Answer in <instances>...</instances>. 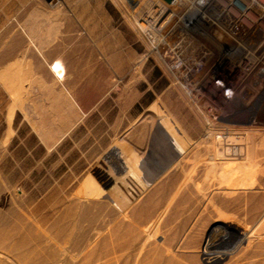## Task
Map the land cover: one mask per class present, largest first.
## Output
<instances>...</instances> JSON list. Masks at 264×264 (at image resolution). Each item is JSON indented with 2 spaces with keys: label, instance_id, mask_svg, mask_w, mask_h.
I'll return each mask as SVG.
<instances>
[{
  "label": "rangeland",
  "instance_id": "rangeland-1",
  "mask_svg": "<svg viewBox=\"0 0 264 264\" xmlns=\"http://www.w3.org/2000/svg\"><path fill=\"white\" fill-rule=\"evenodd\" d=\"M47 1L0 0V45L3 43L0 46V69L8 62L14 72L19 70L17 65L21 63L24 69L37 73L20 76L15 70L12 77L0 78V219L8 221L4 230H9L12 222L19 221L20 225L39 226L44 244L49 243L59 252L54 264L81 262L84 254L81 249L73 248V241L59 235L60 227L67 233L82 230L90 238L88 240L87 237L85 243L89 247L87 249L94 253L97 251L93 258H100L93 259L90 264H103L105 261L109 264H165L170 261V264L172 261L176 264H210L202 257L203 247L200 246L203 239L217 237L213 233L218 229L216 207L223 198L214 193L219 165L212 173L208 171L206 174L209 164L219 162L213 151L215 138L212 136L237 132L236 135L245 138L249 132H255L256 141L263 145L264 95L229 98L221 93L220 86L212 82L200 83L202 92L191 95L177 73L167 67L164 58L152 52L150 31L143 30L139 24H132L125 2L121 3L122 11L113 0H60L63 10L50 13L56 7L49 6ZM155 1L157 3V0H140L141 9L137 14H151ZM32 14L38 18L37 21L40 20L37 29L29 27L30 23L26 24ZM31 37L39 50L33 45L28 47ZM16 46H21L16 51L18 53H7ZM54 46H59L66 60L67 73L61 82L51 75L46 63L54 56ZM160 119L169 122L172 129L169 135H179L178 148L181 150L176 151V146L169 143V136L164 138L163 144L156 143L154 134L162 122ZM254 119L257 121L253 123ZM257 127L259 130L255 131ZM155 147L161 152L153 151ZM126 150L144 158L147 163L139 167L137 173L152 165L156 167L165 160V156L176 153L175 159L159 171L156 179H161L158 181L162 185L155 179L154 186L125 212L128 217L132 215L131 220L115 204L121 195L119 191L122 193L127 183L119 186L113 198L109 185L107 189L103 187L104 178L118 174L119 159ZM243 160H240L242 166L240 161L233 163V166L238 165L236 179L239 190L228 197L234 200L227 214L229 218L233 216L229 220L237 227L251 224V215L247 213L249 205L253 202L264 204V184L259 186L256 181L252 185L247 183L248 176L251 173L256 175V172L244 166L251 161ZM208 189L213 194V201L206 205L201 199ZM172 204H176L175 208ZM81 207H89L88 215L83 219H79ZM177 207L179 211L176 213ZM77 221L80 222L78 226L74 224ZM132 230H135L134 238ZM122 237H127V240L132 237L133 246L122 249ZM113 248L115 251L118 249L116 253L111 250ZM0 249V259L4 257V264H18L12 255L8 254L10 258L5 256V249ZM107 249L112 254L108 252L109 255L103 256ZM259 257L264 258V255ZM240 259L241 256L233 255L219 264H248L250 259L259 258Z\"/></svg>",
  "mask_w": 264,
  "mask_h": 264
},
{
  "label": "bare ground",
  "instance_id": "bare-ground-1",
  "mask_svg": "<svg viewBox=\"0 0 264 264\" xmlns=\"http://www.w3.org/2000/svg\"><path fill=\"white\" fill-rule=\"evenodd\" d=\"M114 3L119 7L121 8V3L125 2L127 3V11H128V15L131 17L132 19V24H139V27L142 28L143 30H150L151 29V22H150V14H147L146 12L143 13L141 16L138 15L137 13L140 11L141 9V5H140V0H113ZM48 5L52 6L54 5L56 8L54 11H49L48 9H46V11L48 10L50 13H57V12H60L62 9V4H61V1L60 0H49L47 1ZM156 4V1L155 3ZM66 5V4H65ZM143 5V4H142ZM48 6V7H49ZM146 7V6H145ZM144 7V8H145ZM149 7V5L147 6ZM123 8V6H122ZM121 8V9H122ZM143 8V7H142ZM143 8V9H144ZM150 8V7H149ZM52 9V8H51ZM66 10V9H65ZM68 10V9H67ZM148 10V9H147ZM34 11V10H33ZM123 11V9H122ZM152 10H150L149 13H151ZM67 12V11H66ZM54 13V14H55ZM142 13V12H141ZM137 14V16H136ZM140 14V13H139ZM38 16V15H37ZM31 18H29V20L26 21V24L27 23H30L31 26L29 27H32V28H36L37 29V26L40 24L39 21H37V19H35V16L32 14L30 15ZM59 17V16H58ZM73 19V18H72ZM71 24V23H70ZM13 25V24H11ZM68 25V24H67ZM27 26V25H26ZM25 26V27H26ZM70 26V25H68ZM72 26V25H71ZM10 27V26H9ZM52 27V25H51ZM28 28V27H27ZM54 28V27H53ZM15 29V28H14ZM52 29V28H51ZM6 30V29H5ZM35 29H33L34 31ZM75 30V29H74ZM9 31V30H8ZM32 30H30L31 32ZM57 31V30H56ZM13 32V31H12ZM29 32V33H30ZM137 32V31H136ZM34 33V32H33ZM13 34V33H12ZM27 34V32H26ZM31 34V33H30ZM80 34V33H79ZM10 35V34H8ZM32 36V34H31ZM1 37V36H0ZM12 37V36H11ZM148 37V36H146ZM143 38V37H142ZM9 39V37L6 39V41ZM20 39V38H19ZM18 40V39H17ZM6 41H4V43H6ZM15 41V40H14ZM2 42V41H0ZM151 42V41H150ZM21 43V42H20ZM78 43V42H77ZM13 45L15 44L14 42L12 43ZM11 44V45H12ZM80 44V43H78ZM3 45V43H2ZM0 45V46H2ZM34 46L36 49L39 50V47L38 45L35 43L33 37H31V39H29V42H28V47L30 46ZM4 47V46H3ZM2 47V48H3ZM8 48V46H6ZM17 47V46H16ZM19 47V46H18ZM13 48L11 47L7 52L8 54H15V53H18L16 52L19 48ZM27 46H25L26 48ZM24 48V47H23ZM5 50V49H4ZM20 50H22L21 52H23V49L21 48ZM53 50L55 51L54 52V56H52V58H50L49 60H47V66H48V71L51 73V75H53L55 77V79L59 82L63 81L65 79V76H66V73H67V70H66V60H65V56H64V53L61 52V49L59 48V46H54L53 47ZM67 50V49H66ZM20 52V51H19ZM42 54V53H41ZM18 56V55H17ZM26 56V55H25ZM4 57V56H3ZM1 57V58H3ZM26 58V57H25ZM22 59V58H21ZM20 59V60H21ZM1 60V59H0ZM12 61V60H11ZM18 61V60H17ZM23 61V60H22ZM26 61V60H25ZM1 62V61H0ZM3 62V61H2ZM6 63V61H5ZM10 63V61H9ZM18 63V62H17ZM17 65V64H16ZM4 66V65H3ZM12 66V64H11ZM19 67V70H16L17 71V74L20 75V76H26V74H29L31 73L32 76L34 75H37L36 72H32V71H28L26 69H24L21 65V63H18L17 65ZM25 66V64L23 65ZM17 67V69H18ZM14 70V72H15ZM44 70V69H43ZM46 70V69H45ZM11 68H10V64L8 65V62L7 64H5V66L0 69V78H6V77H12L13 74H15ZM78 72V71H76ZM47 75V74H46ZM30 76V75H29ZM18 77V76H17ZM35 78V77H34ZM9 80V79H8ZM7 80V81H8ZM41 81V80H40ZM254 95V94H253ZM257 96V95H255ZM254 108V107H253ZM251 113V111H250ZM254 114V112H253ZM256 114V112H255ZM254 114V115H255ZM259 115V114H258ZM53 116V115H52ZM262 116V115H261ZM27 117V116H26ZM260 117V116H259ZM162 119V118H161ZM160 119V122L162 121ZM166 119V118H165ZM172 119V118H171ZM51 120V119H50ZM174 120V119H172ZM166 121V120H165ZM165 121H162L160 124H158V127H157V131L156 133L154 134V140H156V143H159V144H163L164 143V138L168 136L170 137V141L169 143L171 145H175L176 146V151H179L180 148H178V144H179V135H177L176 133H173V134H170L172 129L171 127L169 126V122L166 123ZM257 121L254 119L253 123ZM152 122V121H151ZM173 122V121H172ZM176 122V121H174ZM259 123V122H256V124ZM152 124V123H151ZM253 125V124H251ZM206 126V125H205ZM209 126V125H208ZM246 126V125H245ZM257 126V125H256ZM259 126V125H258ZM244 127V126H242ZM249 127V126H248ZM179 128V127H178ZM239 128V127H238ZM246 128V127H244ZM252 128V127H251ZM258 128V127H257ZM208 129V128H207ZM224 129H227L226 127ZM236 129V128H235ZM156 130V129H155ZM182 131V129H180ZM231 130V128H230ZM239 130H241L239 128ZM245 130V129H244ZM249 130V129H248ZM256 130H259L258 129H255ZM263 130V129H262ZM252 131V130H250ZM225 132V131H224ZM241 132V131H240ZM238 132V133H240ZM249 132V131H248ZM183 133V132H182ZM220 133V131H219ZM243 133V132H241ZM247 133V132H246ZM264 133V131H263ZM184 134V133H183ZM237 134V132H236ZM235 133L231 134V133H228V135H225V134H221L219 136H212L215 138V140L213 141V151H214V154L217 156L216 158L219 160V162H213L211 164L209 163H204V164H209L208 167H206V174H208V171H214L217 166L219 165V172H218V180L217 183H216V186H215V189L216 191L214 192L215 194L217 195H220L222 196L223 198H221L218 202V208L216 207L217 209V224H218V231L217 230H214L216 232H213V233H216L217 234V237L214 238V237H208V238H205L203 239V241L201 242V248L203 247V249L201 250L202 253V257L205 259L206 262L210 263V264H219L220 262H222L224 259H226L227 257H232L233 255H238V257H242V260L243 261L244 259H248V258H253V257H258L259 259L258 260H254V261H251L252 259H250L249 263L248 264H264V258H261L259 256H263L264 255V204L263 202L262 203H252L251 205H249V209L250 211L246 212L249 213L251 215V224L248 225L247 227H237L235 225H233L231 223V221L229 220L230 218L228 217V214L229 211L231 210V203L232 201L234 200H231V198H228V197H231L232 195H234L235 193L237 194V191L239 190V184H238V181L236 179V175H237V166H233V163L235 162H239L240 160H243V159H246V160H249L248 162L251 163L250 164H247L245 165L244 163V166L246 169L252 171V172H256V175H253V173H251V175L248 176V181L247 183L249 182L250 185L254 184L255 181L259 184V186L263 185L264 184V142H263V145L258 141H256L255 139V132H249L247 134V137L245 138H242V136H238L236 135ZM262 134V133H260ZM49 135V134H48ZM206 135V134H205ZM212 135V134H210ZM217 135V134H216ZM264 135V134H263ZM200 136V134H199ZM257 136V135H256ZM185 137V136H184ZM45 138V137H43ZM167 138H166V141H167ZM192 138V137H191ZM195 138V137H194ZM213 138V139H214ZM258 138V136H257ZM261 138V137H260ZM259 139V138H258ZM151 140V139H150ZM159 140H161L159 142ZM263 140V139H262ZM190 142V141H189ZM168 143V141H167ZM188 143V142H187ZM194 144V143H193ZM157 146V145H156ZM161 147V146H160ZM210 147V146H209ZM122 149V148H121ZM168 150V149H167ZM181 150V149H180ZM183 150V149H182ZM132 151V150H131ZM155 152L157 153H160V149L158 148H154ZM152 151V152H153ZM175 151V152H176ZM196 151V150H195ZM151 152V153H152ZM185 152V151H184ZM176 153H173V154H170V155H167V156H163L165 158V160L163 162H159L160 164H158V160L156 161L158 165H156L154 163V165H156V167H152L150 166L146 171L144 172H140V173H137L136 171L138 169H140L139 167L143 166V165H146V161L144 158H138L137 156L134 155V153L132 152H127V150L125 152L122 153V155L120 156V159H119V172L117 175H114L110 178H104V188L107 189V185H109V188H110V192L112 194V198L114 197L115 193L117 192L119 186L122 184V185H127L125 186V189L123 190V192L121 193V191H119V194H121L118 198H117V201H116V206L118 208V210L122 213H125L127 212V210H129V208L131 207V205L133 206L134 203H136L135 201H137L138 198L142 197L143 195H145V193H147L149 191V188H151V186L153 187L155 184L154 180L157 178V176H159V171H161L162 168H164V166H167V164L169 163L170 160H172L176 155ZM179 154V153H177ZM195 154V153H193ZM153 155V154H151ZM199 155V154H198ZM162 157V158H163ZM203 157V156H202ZM146 160L147 157H145ZM153 158V157H151ZM161 159V158H160ZM175 159V158H174ZM201 160V159H200ZM177 161V160H176ZM244 161V160H243ZM181 162V161H179ZM189 162V161H188ZM199 162V161H198ZM241 162V161H240ZM245 162V161H244ZM174 163V162H173ZM191 163V162H190ZM203 163V162H201ZM181 164V163H180ZM238 164V163H237ZM169 165V164H168ZM172 164H170L171 166ZM177 165V164H176ZM187 165V162L186 164ZM199 165V164H198ZM240 166H242V162L239 163ZM149 166V165H148ZM173 167L175 166L172 165ZM191 166V165H189ZM196 166V165H195ZM243 166V167H244ZM147 167V166H146ZM169 167V166H168ZM204 167V166H202ZM205 168V167H204ZM156 169V170H155ZM167 169V167L165 168ZM170 169V168H169ZM179 169V168H178ZM192 169H194L192 167ZM200 169V168H199ZM244 169V168H243ZM168 170V169H167ZM171 170V169H170ZM191 170V169H190ZM169 171V170H168ZM180 171V169H179ZM182 171V169H181ZM193 171V170H192ZM249 171V172H250ZM166 172V171H165ZM171 172V171H170ZM169 172V173H170ZM168 173V172H167ZM173 173V172H172ZM183 173V172H182ZM197 173V172H196ZM203 173V172H202ZM212 173V172H211ZM210 173V174H211ZM194 174V173H193ZM192 174V176H193ZM217 175V173H215ZM239 174V173H238ZM243 174V173H242ZM165 176L167 175L166 173L164 174ZM185 176L188 175V174H184ZM246 175V174H245ZM184 176V177H185ZM101 177V176H100ZM162 177V176H161ZM191 177V175H190ZM160 178V177H159ZM175 178V177H174ZM179 178V176L177 177V179ZM208 178V177H207ZM216 178V179H217ZM168 179V178H167ZM188 179V178H187ZM211 179V178H210ZM215 179V178H214ZM157 180V179H156ZM158 180H161V179H158ZM157 180V181H158ZM184 180V179H183ZM192 180V178H191ZM186 181V180H185ZM184 181V182H185ZM215 181V182H216ZM154 182V183H153ZM245 182V181H244ZM157 183V182H156ZM243 183V182H242ZM246 183V185H248ZM159 184V181L158 183ZM170 184V183H169ZM168 184V185H169ZM181 184V183H180ZM210 184V182H209ZM213 184V183H212ZM159 185H162L159 184ZM184 185V184H183ZM211 185V184H210ZM248 185V186H250ZM158 186V185H157ZM156 186V187H157ZM174 186V185H173ZM171 186V187H173ZM180 186V185H178ZM177 186V187H178ZM170 187V188H171ZM181 187H182V184H181ZM191 187V186H190ZM212 187V186H211ZM210 187V188H211ZM256 187V186H255ZM162 188V186H161ZM166 188V187H165ZM188 188V186H187ZM209 188V189H210ZM120 189V188H119ZM175 189V187H174ZM179 189V187H178ZM177 189V190H178ZM184 189V188H183ZM208 189V192L205 191L204 193V197L203 199L201 200H204V203L206 205H208V203H210L212 199V195H211V191ZM213 189V188H211ZM158 190V189H157ZM169 190V189H168ZM172 190V188H171ZM180 190V189H179ZM88 191V190H87ZM102 191V190H101ZM100 191V193H101ZM104 191V190H103ZM107 190V193L109 192ZM156 191V190H154ZM161 191V190H160ZM200 191V190H199ZM253 191V190H252ZM175 192V191H174ZM185 192V191H183ZM189 192V191H188ZM191 192V190H190ZM213 192V191H212ZM99 193V192H98ZM105 193V191H104ZM154 193V192H153ZM158 193V192H157ZM182 193V192H181ZM103 194V193H102ZM110 193H108L107 195H109ZM118 194V193H117ZM118 194V195H119ZM167 194V193H166ZM170 194V193H169ZM179 195V193H177ZM188 194V193H187ZM191 194V193H189ZM239 194V193H238ZM256 194V193H255ZM254 194V195H255ZM94 195V193H93ZM159 195V193L157 194ZM173 195V194H172ZM181 195V194H180ZM179 195V196H180ZM242 195V194H241ZM91 196V195H90ZM110 196V195H109ZM150 196V194H149ZM243 196V195H242ZM100 197V196H99ZM158 197V196H157ZM175 197V195H174ZM178 197V196H177ZM176 197V199H177ZM188 197V196H187ZM215 197V196H214ZM246 197V196H245ZM88 198V197H87ZM104 198V197H103ZM105 198H106V195H105ZM151 198V197H150ZM161 198V197H160ZM172 198V196H171ZM262 198V197H261ZM93 199V198H91ZM89 198V200H91ZM95 199V198H94ZM109 199V198H108ZM168 199V198H167ZM175 199V198H174ZM179 199V198H178ZM105 200V199H104ZM182 200V199H181ZM200 200V199H199ZM252 200V199H251ZM263 200V199H262ZM96 201V200H95ZM98 201V199H97ZM102 201V200H101ZM107 201V200H106ZM105 201V202H106ZM149 201V200H148ZM158 201H160V199H158ZM172 201V200H171ZM176 201V200H175ZM183 201H185L183 199ZM255 201V200H254ZM94 202V201H93ZM110 202V200H109ZM236 202V201H235ZM104 203V202H103ZM108 203V202H107ZM157 203V202H156ZM161 203V202H160ZM168 203V202H167ZM178 203V200L177 202ZM184 203V202H183ZM204 203H202L204 205ZM217 203V202H216ZM240 203V202H239ZM249 203V202H248ZM109 204V203H108ZM182 204V203H180ZM191 204V203H190ZM78 205V204H77ZM90 205V203H89ZM87 206V205H86ZM103 206V205H101ZM149 206V205H148ZM166 206V205H165ZM164 206V208H165ZM170 206V204H169ZM168 206V207H169ZM172 206H174L172 204ZM176 206V204H175ZM174 206V208H175ZM179 206V205H178ZM182 206V205H181ZM180 206V207H181ZM91 207V206H90ZM214 207V206H213ZM82 208V212H80L79 214V219H83L82 217H87L88 213H87V210L88 208L87 207H81ZM140 208V207H139ZM149 208V207H148ZM163 208V209H164ZM167 208V207H166ZM171 210H172V207H170ZM183 208V207H182ZM77 209V208H76ZM177 211L175 210V212L177 213L179 211L178 207L176 208ZM181 209V208H180ZM234 209V208H233ZM242 209H244V207H242ZM247 209V208H245ZM78 210V209H77ZM81 210V209H80ZM141 210V209H140ZM170 210V209H169ZM69 211V210H68ZM73 211V210H72ZM76 211V210H74ZM116 211V209H115ZM150 211V210H149ZM236 211V210H235ZM118 212V211H117ZM148 212V211H146ZM159 212V211H158ZM161 212H162V209H161ZM166 212V211H165ZM163 212V213H165ZM173 212L170 211V213ZM174 212V213H175ZM245 212V214H246ZM66 213V212H65ZM68 213V212H67ZM120 213V214H122ZM168 213V212H166ZM175 213V214H176ZM238 212H236L237 214ZM241 212H239L240 214ZM76 214V213H75ZM126 214V213H125ZM148 214V213H147ZM158 214V213H157ZM180 214V213H179ZM211 214V213H210ZM232 214V212H231ZM235 214V213H234ZM238 214V215H239ZM71 215V214H70ZM73 215V214H72ZM108 215V214H107ZM127 215V214H126ZM124 215V216H126ZM177 215V214H176ZM247 215V214H246ZM77 216V215H76ZM93 216V215H92ZM122 216V215H121ZM123 216V217H124ZM132 217V215H130ZM130 216L128 217V215L126 217L130 218ZM142 216V215H141ZM157 216V215H156ZM155 216V217H156ZM197 216V215H196ZM230 216V214H229ZM240 216V215H239ZM1 217V216H0ZM90 217V216H89ZM144 217V216H142ZM244 216H242L243 218ZM250 217V216H249ZM71 218V217H70ZM93 218V217H92ZM122 218V217H121ZM127 218V219H128ZM158 218L161 219V217H159L158 215ZM165 218V217H164ZM174 218V216H173ZM235 218V217H234ZM245 218V217H244ZM68 219V218H67ZM66 219V220H67ZM85 219V218H84ZM119 219V218H118ZM157 219V218H156ZM159 219V220H160ZM196 219V218H195ZM6 220V219H5ZM3 219H0V247L5 249L6 252H4L3 254H7L5 256H8L9 255H12V258L13 260L15 261V263L17 262L18 264H54L55 262V257L57 256V252L55 249L51 248L50 245L48 244H44V235H43V232L41 231V229L39 228V226H36V227H33L32 225H20V221L19 223L17 222H12L10 225H9V230H4V226L7 225V222L8 221H5ZM65 220V221H66ZM70 220V219H69ZM68 220V222H69ZM78 220V218H77ZM90 220V219H89ZM120 220V219H119ZM126 220V219H125ZM131 220V218L129 219ZM136 220V219H135ZM149 220V219H148ZM164 220V219H163ZM123 221V220H122ZM134 221V220H133ZM153 221V220H152ZM157 221V220H156ZM57 222V221H56ZM67 222V223H68ZM74 222V221H73ZM117 222V220H116ZM121 222V221H120ZM129 222V221H128ZM144 222V221H143ZM151 222V221H150ZM155 222V220H154ZM163 222V221H161ZM166 222V221H165ZM64 223V222H63ZM63 223H62V228H63ZM78 223L80 222H76L74 223L75 225L78 226ZM82 223V222H81ZM118 223V222H117ZM122 223V222H121ZM119 223V225L121 224ZM125 223V222H124ZM138 223V221L136 222ZM148 223V222H147ZM153 223V222H152ZM158 223V221L156 222ZM164 223V222H163ZM65 224V223H64ZM73 224V225H74ZM131 224V223H130ZM236 224V223H234ZM25 225V226H24ZM81 225V224H80ZM115 225V223L113 224ZM125 225V224H124ZM153 225V224H152ZM155 225V224H154ZM122 226V225H121ZM135 226V224H134ZM141 226V225H140ZM138 225V227H140ZM246 226V225H245ZM65 227V226H64ZM72 227V225H71ZM74 227V226H73ZM83 227V226H82ZM86 228V227H85ZM145 227L144 226H141L140 229H142ZM148 228V227H147ZM151 228V227H150ZM213 228V227H212ZM79 229V227L77 228ZM84 230V227L82 228ZM88 229V228H87ZM86 229V230H87ZM118 229V228H117ZM127 229V228H126ZM133 229V228H132ZM135 230L137 228H134ZM171 229V228H170ZM210 229V228H209ZM73 231V229H71ZM85 230V232H86ZM111 230V229H110ZM116 230V229H114ZM130 230V229H129ZM134 230V231H135ZM143 230V229H142ZM146 230V229H145ZM174 230V229H173ZM172 230V232H173ZM189 230V229H188ZM211 230V229H210ZM70 230H68L69 232ZM75 231V230H74ZM82 230L80 231H76L74 233H67L66 229H61V227L59 228V235L63 237V235H65V237L68 239H70L71 241H73L74 244H72V246L74 245V249L75 250H80L81 251H84L83 253V259H80L82 260L81 262H75L74 264H90L93 262V259L95 260L96 258H93V254H95L97 251H95V253L92 251V250H88L86 246V241L87 239L89 238L86 234L84 235L83 234V231L81 232ZM132 230V234L133 235V232ZM176 231V230H174ZM181 231V230H180ZM81 232V233H80ZM88 232V231H87ZM118 232V231H116ZM126 232V231H124ZM131 232V230H130ZM145 232V231H144ZM147 232V231H146ZM149 232V231H148ZM178 232V230H177ZM190 232V231H189ZM211 232V231H210ZM140 233V231H139ZM151 233V232H149ZM187 233V231H186ZM90 234V233H89ZM129 236H130V233L128 232ZM209 234V233H207ZM54 235H57L58 237V234H54ZM117 235V234H116ZM123 235V233H122ZM121 235V236H122ZM125 236V235H124ZM135 235H133V238H134ZM178 236V235H177ZM46 237V236H45ZM88 237V238H87ZM117 237V236H116ZM119 237V236H118ZM180 237V235H179ZM59 238V237H58ZM57 238V239H58ZM65 238V239H66ZM120 238V237H119ZM124 238V237H122ZM129 238V237H128ZM132 237H130V239L127 240V237L126 239L124 238V241L122 243V249H127V247H131L133 246V239ZM177 238V237H176ZM184 237H182L183 239ZM103 239V238H102ZM121 239V238H120ZM136 239V238H135ZM47 241L49 240L46 239ZM90 240V238L88 239ZM97 240V239H96ZM104 240V239H103ZM138 240V239H137ZM136 240V241H137ZM62 241V240H60ZM68 241V240H67ZM106 241V240H104ZM180 241V240H179ZM178 241V243H180ZM49 242V241H48ZM51 242V241H50ZM88 242H91V241H88ZM96 242V241H95ZM119 242V241H118ZM72 243V242H71ZM51 244V243H50ZM57 244V243H56ZM106 244V245H105ZM104 246H105V249H106V246H107V243H105ZM110 244V243H109ZM115 244V242H114ZM94 245V244H93ZM121 245V243H120ZM144 245V244H142ZM141 245V246H142ZM228 245V246H226ZM56 246V245H55ZM71 246V247H72ZM113 246V245H112ZM111 245L109 247H112ZM145 246V245H144ZM179 246V245H178ZM177 246V247H178ZM60 247V246H59ZM68 247V246H67ZM125 247V248H124ZM143 247V246H142ZM154 247V246H153ZM65 248V247H64ZM89 248V247H88ZM141 248V247H140ZM95 249V248H94ZM93 249V250H94ZM121 249V250H122ZM142 249V248H141ZM167 249H170V248H167ZM178 249V248H177ZM1 250V249H0ZM112 251L114 250L111 249ZM118 250V249H117ZM116 250V251H117ZM138 250V249H137ZM176 250V249H175ZM186 250V249H185ZM4 251V250H3ZM116 251L114 250V253H116ZM169 251V250H168ZM192 251V250H191ZM78 252V251H77ZM108 249L101 253H103V256H106L108 254ZM69 253V252H68ZM111 253V252H109ZM173 253V252H172ZM9 254V255H8ZM112 254V253H111ZM180 254V253H179ZM109 255V254H108ZM240 255V256H239ZM96 256V255H95ZM161 254L158 255V257L160 258ZM163 256V255H162ZM169 256V255H168ZM7 257V259H8ZM59 257V255H58ZM80 257V256H79ZM164 257V256H163ZM4 257H2V260H3ZM10 258V257H9ZM68 258V257H67ZM67 258H64V260H66ZM193 258V257H192ZM234 258V257H233ZM261 258V259H260ZM63 259V258H62ZM77 259V258H76ZM100 259V258H99ZM98 258L96 260H99ZM102 259V258H101ZM169 259V258H168ZM235 259V258H234ZM0 259V264H4V261H2ZM6 260V259H4ZM12 260V261H13ZM61 260V259H60ZM104 260V259H103ZM158 260V259H157ZM157 260H154V261H157ZM236 260V259H235ZM249 260V259H248ZM7 261V260H6ZM11 261V260H10ZM68 261V260H67ZM110 261H111V258H110ZM109 261V262H110ZM114 261V260H113ZM152 261V260H151ZM161 261V260H159ZM170 261V260H168ZM233 261V259L231 260ZM241 261H239V263H242ZM63 262V260H62ZM103 262V261H102ZM238 261H236L237 263ZM108 263V262H107ZM106 261L103 263V264H107ZM167 263V262H166ZM165 263V264H166ZM171 261L167 264H170ZM175 263L172 261V264ZM6 264V262H5ZM8 264V263H7ZM9 264H14V263H9ZM64 264V262L62 263ZM66 264V262H65ZM70 264V263H69ZM99 264V262H98ZM109 264V263H108ZM111 264V263H110ZM148 264V263H146ZM153 264H160V263H153ZM176 264V263H175ZM229 264V263H228ZM238 264V263H237ZM246 264V263H245Z\"/></svg>",
  "mask_w": 264,
  "mask_h": 264
},
{
  "label": "built area",
  "instance_id": "built-area-1",
  "mask_svg": "<svg viewBox=\"0 0 264 264\" xmlns=\"http://www.w3.org/2000/svg\"><path fill=\"white\" fill-rule=\"evenodd\" d=\"M150 22L152 52L191 95L202 82L229 98L264 95V0H157Z\"/></svg>",
  "mask_w": 264,
  "mask_h": 264
},
{
  "label": "water",
  "instance_id": "water-1",
  "mask_svg": "<svg viewBox=\"0 0 264 264\" xmlns=\"http://www.w3.org/2000/svg\"><path fill=\"white\" fill-rule=\"evenodd\" d=\"M165 1H167V2H171L172 0H165Z\"/></svg>",
  "mask_w": 264,
  "mask_h": 264
}]
</instances>
